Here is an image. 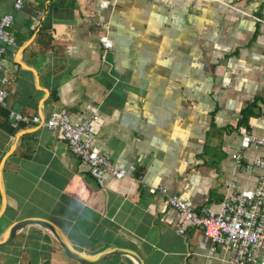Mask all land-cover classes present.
I'll list each match as a JSON object with an SVG mask.
<instances>
[{
  "label": "crops",
  "instance_id": "0c3cea01",
  "mask_svg": "<svg viewBox=\"0 0 264 264\" xmlns=\"http://www.w3.org/2000/svg\"><path fill=\"white\" fill-rule=\"evenodd\" d=\"M13 2L0 0L15 40L0 57V80L11 79L0 104V235L39 217L91 255L125 248L144 264H229L232 252L211 253L201 229L180 235L176 211L148 187L214 210L228 183L257 187L260 170L234 154L240 126L264 137V0ZM61 108L73 122L91 117L94 144L127 176L99 187L56 131L9 116L45 120ZM263 152L246 149L245 160ZM0 264L85 263L29 224L0 247ZM93 264L136 262L119 254Z\"/></svg>",
  "mask_w": 264,
  "mask_h": 264
},
{
  "label": "built area",
  "instance_id": "2783aa9c",
  "mask_svg": "<svg viewBox=\"0 0 264 264\" xmlns=\"http://www.w3.org/2000/svg\"><path fill=\"white\" fill-rule=\"evenodd\" d=\"M25 1L14 0L13 9H20ZM106 2L112 7L116 4V0ZM13 20L11 11L0 16V57L15 44L11 32ZM95 25L103 28L105 23L96 22ZM98 39L103 47L104 57L105 52L111 48V40L104 33ZM10 82L8 76H3L0 80L1 105L5 104L8 96L7 85ZM9 116L14 124L37 123L56 131L58 138L65 141L70 152L86 167L87 173L99 187H104L107 178L119 180L127 176L125 168L111 161L94 144L91 117L73 122L64 108L52 111L45 120L38 115L13 111L9 112ZM238 132L240 140L234 159L238 166L245 169L260 170L256 188L237 189L234 183H228V192L217 210L207 206L193 209L177 192L164 186H150L148 192L163 195L168 206L176 211V231L180 235H185L188 227L199 228L211 241V253L217 248L232 252L229 264H264V152L250 160H245L244 155L246 149L264 148V137L253 135L244 126H240Z\"/></svg>",
  "mask_w": 264,
  "mask_h": 264
},
{
  "label": "water",
  "instance_id": "95a60500",
  "mask_svg": "<svg viewBox=\"0 0 264 264\" xmlns=\"http://www.w3.org/2000/svg\"><path fill=\"white\" fill-rule=\"evenodd\" d=\"M29 224H37L46 229H48L58 240L64 251L74 260L79 261L85 264H93V263H100L114 255L124 254L131 257L136 264H144L141 257L134 251L125 248H111L108 250L101 251L95 255L87 254L82 251L77 250L74 248L69 241L67 240L66 236L55 226L54 223L51 221L39 218V217H28L24 219L17 220L11 223L7 229L0 235V247L7 244L12 237L14 236L15 232Z\"/></svg>",
  "mask_w": 264,
  "mask_h": 264
}]
</instances>
